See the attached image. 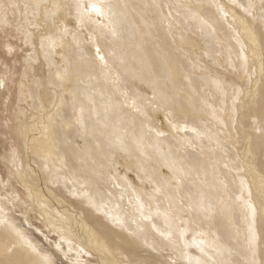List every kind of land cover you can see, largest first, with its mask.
Here are the masks:
<instances>
[{
	"label": "rangeland",
	"instance_id": "rangeland-1",
	"mask_svg": "<svg viewBox=\"0 0 264 264\" xmlns=\"http://www.w3.org/2000/svg\"><path fill=\"white\" fill-rule=\"evenodd\" d=\"M53 1L54 0H46V1L41 3V7H40L39 11L42 12L43 9L47 10L46 11L47 14L45 16H42V18H40V19H42V21L39 19V15H38L35 18V20L37 22H33L32 18L28 19V18H24V17H22V19L20 21L19 14L14 13V10H13L14 7L11 5L12 2H10V0H0V3H1L0 4V13L4 12V14H6V16H7V18L2 17L3 20L0 21V75L2 76V77L0 76L1 77L0 78V184H1L0 185V203H2L4 206H6V212H7L8 218L15 221V223L18 224L19 226H21V228L23 227L22 229L27 230V233L29 231L28 234L30 237L33 238L34 242H36L38 245L46 247V249H49L50 252L53 254V256H55L57 264H70V263H72V259L74 258L73 253H68L67 257H65L61 252H59V250L57 248H55L56 244H60L59 243L60 237H62L63 239H66V238L63 237L61 234L54 232V230L49 227V225L46 223V221L41 222L42 216L40 213L43 211L42 209H44L45 211L47 210L46 213H49V215H51V216L48 215L49 217H52L55 214L56 218H58L59 220H62V222L60 221L62 224V228H65V227H66V229L70 228L71 224H69V221L65 218V215L62 214L61 212H59V209H61V208L63 209V207H58V209L55 208L54 209L55 211L53 214L48 209H45V208H47V206L49 205L50 202L47 200H44V198H42L41 193H39L37 191L35 193V194H37V196L36 195L35 196L37 197L38 200L39 199H41V200H39L37 204L34 203L32 201V199L29 197V194L25 190V188H23V186L18 182L16 176L20 172L19 168L21 169L22 165L25 166L26 170L24 168L23 169L28 174L29 169L32 170L31 168H29V165H31V163L34 160H40V161L42 160L43 162H45L46 161L45 159H48V160L51 159V157L46 158L43 155L41 156L42 159H40V158L36 159V158H34L35 151L38 152L37 155L38 154L41 155L45 152L46 153H49V152L59 153L60 148L62 146H64V147H67V146L77 147L78 149L77 150L75 149L74 151H76L78 153H79V151H81L80 152V153H82L81 155H85V154L87 155V153H88L87 159H89V161H91L90 163L93 166H95L97 169L98 168L104 169L103 177H105L106 180L109 182V185H108L107 181L105 179L102 180V179H99L96 177H95V179H93L94 181L96 180L98 183L105 181V182L101 183V187H100V189L98 188L99 190H98V193L96 194L98 196H100V195L103 196V197H99L101 200H103L102 203H100L101 205L100 204L99 205H100V208H101V206H103L102 208H104V209H100V210L101 211L104 210L105 212L103 211L104 214L99 212L98 215L100 216V214H101L102 218H106V219H108V216L112 215L113 216V217H111L112 219H108V220H110L109 222L113 223L114 225L116 223H118V224H116L117 226L120 225L122 223L121 221L125 218L123 221H125V224L128 225L132 229V233H134V232H135V234L138 233V235L140 236L143 233H145V231H146L145 234H147L148 233L147 230H151V233L156 238L161 239L159 241L161 243L158 244L159 246L156 245L155 242L151 243V246H150V244H149L150 240L149 239H148V241L146 240L147 241L145 243L146 245L145 244L138 245L139 248H141V249L143 248V249L140 251V253L138 250L137 253H135V255L133 254L134 257H132V259L137 257L134 259V261L136 260L135 262H133V261L129 262V259H128L129 257L121 254L122 253L121 251L119 253L118 252L115 253V251H111L108 248V245L106 246V242L104 240H102L101 238H98L100 242L98 240H93L94 238H93L92 234H90L89 233L90 231L88 230L89 231L88 232L87 229L82 230L81 232L79 231V233L81 235L79 234L78 238H76L74 235V230L71 227L69 230L72 231L71 233L73 235V240L70 241L68 239L70 241V244L71 243H73V245L76 244L75 245L76 247L81 248V247H83L84 243H86L85 240L88 241L87 238H90L91 241L87 242L88 246L90 245V248L94 249V252L97 251V252H95V255L99 252L96 256H98L99 259L101 258L100 260H97L95 258V256H91L85 251L84 253L83 252L80 253L81 260L78 261L79 264L80 263L81 264H98L100 261H101V264H112V263L113 264H119V263L120 264H127V263H129V264H137V263L138 264H140V263L141 264H147V263L148 264H191V262H190L191 257H195L196 254H197V256L198 255L201 256V258L200 257L199 258L202 260H205L206 258H208V262L206 261L207 259L205 260L207 264H218V263L214 262V259H213L216 257V256L214 257V253H216V251L218 252L217 249H219V247H220V245L218 246L217 244H220L221 241L223 240V241H226V242H223V246L228 245V246H231V248H232L235 245V242L237 243V241H239V239L242 240L243 236H241V235H242V233H244L243 232L244 230H243V223L241 221L243 220V217H245V215L242 214L241 211H239V210H244V209L243 208L238 209L239 206L237 207V202H236V205L234 204L235 203L234 200L236 201V198H237L238 189H237L236 185L232 186L235 183L232 182L233 178L231 177V174H229L230 170L224 166V165H226L225 159H223L219 156H217V158H216V156H215L214 159L216 158L217 162H219V163L221 161L222 167H220L221 164L218 165L219 163L217 164V166H215L214 164L211 165L212 166L211 168L213 170L216 169L215 167L220 168L221 170L220 171L218 170L220 172V174H221V171L223 172L225 170L222 173V176L216 170H215V172L213 170H211L209 168L210 166L207 167V169H206V166H208L207 163H212L211 161H213V158L212 159L205 158V155H203L204 154L203 150L206 148V146H207V148L209 147L208 150L210 151L211 156H212V152L215 155H217V152H216L217 148L212 145L214 141H212V138H210V136L208 135L209 133L204 131L205 130L204 127L208 126L207 128L211 129V133H212V131L215 133L217 132L218 136L220 135L218 138L222 139V142H224V140H226V142H224V143L226 144V146L228 148L230 146V144L234 140L236 141V139H237L236 129L234 127L235 126V120H234L235 117H233L235 114V111L232 110L233 111L232 113H230L229 111H228V113L225 112V114L227 113V115H226L227 117L230 118L232 116V118H231L232 120L230 119L232 124L231 123L229 124L228 122L225 123L224 119L222 118L224 115L223 107H225L226 109H230L229 108V100L230 99L227 100L226 94H224V93H226V91L221 86V81L217 80L216 91L214 90L215 89L214 87H211L208 84V83H210V79H208V80L205 79L204 80L205 81L204 86H202V83L200 82L201 79L198 78V76H197V75H199L198 73H200L199 72L200 70L196 72L195 70H192V68H194L193 66H195V64H193L196 62L195 60H197L196 65L199 66L198 61H200V59H198V57H196L197 55H199L200 57L202 56L203 59H205V58L208 59V60L205 59L207 64H210L212 62L213 64H215L216 67L218 66L217 67L218 69L223 68V65L218 61V58H217L218 56H216L214 51H212V49H211L214 46L216 47L215 44L217 43V42L215 43L213 41V39L211 38V36L209 35V32H211L210 26H212L213 24L216 26L215 22L217 23V27H218V29H220V32L222 31L221 32L222 34L223 33L225 34V32H227V35L223 34L224 36L222 37L223 39L225 37L224 42L226 43L227 47H231V45H229V43L232 44L231 41H233V42L235 41L237 43V41L243 37L240 35V32L237 31V28L235 27V23L232 22L231 17H230V23H232L231 24L232 26L230 24H229L230 27L228 26V21H227L228 15L226 14L228 11L227 5H232V2H235V0H204V1L203 0H198V1L197 0H96V1L85 0V1H83V5H85V6H83L84 10H88V12L90 13V11H91L90 5H93V6L97 5L102 10L106 9V11L105 10L104 11L106 12V14H108L107 18L109 19V23H110V28H108V30L112 31L113 34H111L109 36L107 35V40H105L106 42L103 45V47H104L103 50L100 49L101 46L99 47L98 43L95 41L94 35L93 36H86L87 35L86 31L84 29H82V27H79L80 26L79 24L75 23L73 16H66L64 18L65 23H63V20L61 21V19L59 18L58 15H57L58 17L56 16V18H57L56 22L59 26L58 28H60L61 26H63L62 28H64V26H65V28L68 32L74 33L76 31L75 33L77 35H80V36L85 35V37L83 38L84 39L83 43H85V44L81 45V46H84V45L86 46V47H84L85 52L83 53V55L85 56V59L89 58V57H90V59H93L91 57H95L94 55L92 56L91 51L89 52V45H88L89 40L92 41V44L94 43L93 44L94 46L99 47L98 48V54H100V56L103 57V60H102L103 64L101 62L99 63L97 61L93 62V63H89V64H91V67H89V68H92L93 71L95 69L94 75L99 77V79L94 78L96 80V86H97L96 88H100V90L103 91V92L100 91L101 92V98L96 97L97 99L96 98L93 99V111L95 112V115L97 113V115L95 116L96 117L95 123L96 124L98 123V127H100L101 125H103L105 123V121L107 123L108 122L113 123V121H115L116 119L119 118V123H118L119 125L115 124V123H113V124L115 126L118 125L120 127L118 129L123 131L124 134L127 135V137H128V138H126L127 140L125 138H122L124 140V145H130L131 146V149L129 151H127L125 148H123L124 150H126V153L122 149V146H121L122 144H118V142L112 143L113 141L109 142V141H111V139H109V138H108L109 140L105 139L104 144H99L100 143L99 139L92 138L93 136L91 137L92 139L86 138L85 136L81 135V133L79 135L77 132H74V134H75V135L73 134L74 137H71V139H70V142H71V140L74 142L73 143L74 146H72L71 145L72 143H70L69 141H68V144H66L67 140L65 138H61V140H58V139L55 140V139H51L52 137L49 136V134H52L54 129L58 128V126H60L59 129L62 127L61 122H64L66 119L71 118V115H70L71 112L69 111L70 108L68 106H65L62 103V101L59 100L58 95L55 93V91L59 90V89H57L55 87H51V85L47 84L48 83L47 77H49L48 71L51 74H53L52 75L53 77L54 76L57 77V75L60 72L58 70H55L56 68L62 67L63 71L66 72L65 74H67L68 71H66V69L68 68L70 63H74V62L77 63L74 59H72L73 57H75V53L73 55H71L72 51L70 52V50L68 51L66 48L68 46V44L66 47L62 46V45H55L54 53L52 55V59H54V60H53V65L50 68L51 70L49 69V66H47L48 65L47 62L43 60L44 59V56H43L44 48L42 50V47L39 45L38 42L41 41L43 32L47 35L48 30L50 31V25L46 20L47 19L46 16H48V14H49L48 11H50L52 8L51 4L53 3ZM227 1H228V3H227ZM230 1H231V3H230ZM247 2H250V3H248V5L246 7L245 6L243 7V9L244 8L245 9L244 10L242 8L240 9L243 11V12H241L243 14L242 17L245 16V17H249L250 19H252V16H251V14H252V10H251L252 3L256 2V3H259L261 6V3H262V5L264 4V0H259V1L258 0H256V1L255 0L254 1L248 0ZM67 4H68V2H67ZM1 5L2 6L4 5V6L1 7ZM48 7H50V8H48ZM258 7H257V10H258L257 13H259L258 15H260V14L264 15V13L261 12V11H263L264 7L263 8H258ZM3 8H5V9H3ZM237 9H239V8H237ZM183 12H185V13H183ZM9 14H10V16H9ZM72 14L73 13H71V15ZM184 16L186 18H184ZM191 16H194V18H189ZM91 17L95 21H97L98 25H102L105 22V20L101 17V15L91 14ZM210 18L213 19V22H212V19H211V21L209 20ZM26 19H27V21H26ZM196 19L200 22L196 23L195 22ZM53 20L55 22V19H53ZM258 20L262 21V24H260L261 22L259 23ZM263 21H264V19H261V20L260 19H257V20L254 19L252 23L249 22L250 25L253 26L249 29L253 30L254 32H255V30H257V28L262 27L261 29H264V26H262V25H264ZM31 22L33 24H35V23L36 24L34 26H30V25H33ZM208 22L212 23V25ZM255 22H256V24H255ZM46 23H48V24L46 25ZM206 23H208V24H206ZM218 24H220V25L218 26ZM19 25H21V27ZM224 25H226L225 26L226 28L224 27ZM25 26H26V28L29 26V30H30L29 32L32 33L31 38L35 40V42L33 44L26 42V40L24 39V36L21 35V33H22L21 28H24ZM219 27H221L222 29L224 27V29L222 30ZM232 27H234L236 29L234 30ZM44 28H46V29L44 30ZM200 29L202 30V36H204L205 39L207 40V42L209 43L207 45L208 46L207 48L202 49L203 53L202 52H201V54H197L196 52L186 53L183 50H180L178 48V46L177 47L175 46V42H179L180 39L182 38V36H183L182 34H183V32H185L184 30L194 31V32L199 34ZM203 31H204V33H203ZM228 31H229L230 36H228L229 35ZM50 33L51 32H49V34ZM233 34H234V37H233V40H231ZM172 35H175L178 39L176 41L173 40L171 37ZM226 36L229 37L228 40L226 39L227 38ZM237 37H239V38L236 41L235 39ZM63 48H64V50H63ZM80 48H82V47H80ZM234 48H235V46H234ZM237 49H239V48L237 47ZM87 52H89V53H87ZM111 53H113L114 55L116 54V56L111 57L110 56ZM234 53H237V52H234ZM90 54H91V56H89ZM204 55L205 56L207 55V56L205 57ZM223 55H225V54H223ZM67 56H68V58H67ZM109 56H110V59H109ZM36 57H37V59H35ZM186 57H188V58H186ZM128 58H130V59H128ZM209 58L211 60H209ZM70 59H72V61ZM31 60H33V61L35 60L34 63ZM227 60H228V58H227ZM228 61H230V60H228ZM191 62H193V63H191ZM198 66H195V67H197L196 68L197 70L201 67V64H200L199 68H198ZM253 66H254V63H253ZM143 68H144V70H143ZM27 69H29V71ZM98 70L102 71L101 73L102 74L104 73L103 75H105V73L107 74L106 76H103V77L107 78V81L105 79L104 80L102 79L104 84H102V82L100 81L101 78H100V74L97 72ZM54 71H57L58 74L54 75ZM75 71H78L77 67H76ZM252 71H253V68L251 69V76L253 77ZM70 76L71 75L69 74V77ZM161 76L163 78L165 77L167 79H165V78L163 79V78H161ZM69 79L70 78H67V79H65L64 82L61 83V85L64 88H60L59 91L65 93L66 86H69L72 83L71 81H70L71 83L69 82ZM35 80H38V82H39V89H43V90L45 89L43 91L44 95H42V97L41 96L39 97L40 100H42L44 98L43 101H41V103H40L41 106H43L40 108L41 110L34 106V103H33L34 100L32 99L33 97H31V91L29 93V90H31L32 87L36 84V83H34ZM111 80H112V82L114 81L115 83L114 82L112 83ZM164 80H166V82ZM1 81H3V84H1ZM168 81H170L171 83L169 84ZM205 83H207V85H205ZM206 90H207V92L208 91L209 92L207 93ZM220 90L225 91V92H223L221 98L218 96L220 94L219 93ZM203 91H204V93H203ZM39 92H41V90H39ZM94 92H92V93L94 94ZM205 93L208 95L207 96L208 100L205 99L206 98V95H204ZM136 96H137V98H136ZM139 98H140V100H139ZM229 98H230V96H229ZM22 99H23V101H22ZM221 99L222 100L224 99L223 100V102L225 101L224 104L222 103V101H220ZM201 100L203 103L204 102L206 103L207 101H209L210 103H206L205 106L204 105L202 106L203 103H201ZM57 101L61 102V103L57 104L58 103ZM95 102H97V103L95 104ZM102 102L105 104H102ZM110 102H111V104H110ZM230 102L233 103L232 106L235 107L234 104H235L236 100H234V101L230 100ZM108 103H109V105H108ZM159 103L161 106L159 105ZM217 103H218V105L215 106ZM107 105L109 108L104 107ZM206 105H207L206 110H211L212 113H214L213 116H211V118L213 117L212 121H214V124L212 121H210L208 119L209 117L206 115L207 112H205V114H204L205 108H203V107H206ZM110 106L112 107L111 109H110ZM46 107H47V109H46ZM97 107H99V108H97ZM62 108H64V111L65 110L66 111L64 112L62 110ZM56 109H57V111H55ZM104 109H106L108 113L111 112L112 115L109 114L107 116L108 113ZM109 109H110V111H109ZM219 109H221V110H219ZM99 110L101 111V114H100ZM217 110L219 111V114H218ZM104 112H105L106 118H103V116H105ZM186 112H187V114H186ZM40 115L42 117H40ZM228 115H230V116H228ZM54 116H56L57 120L55 119ZM214 116L217 119L214 118ZM226 116H225V118H226ZM116 117H118V118H116ZM48 118L51 121H52V119H54L53 121L56 124H54L53 122L50 121L53 124V127H50L51 126L50 123H48V124L46 123L48 121H45V120H47ZM253 118H254V116L246 119V123L248 122V126H249L248 127L249 130L247 129L248 132H250L251 135H253L252 133H255V132H252L254 129L253 126L255 124L261 123V127L259 125V128H260V130L263 129L262 130L263 132H261L260 134L264 133V124H263L264 119H262L263 121L261 120L262 122H259V121H256L255 118H254L255 120ZM171 119H173V120H171ZM195 119H200V120L196 121ZM252 119L255 121V124H254V121ZM101 120L103 122H101ZM125 120H127V121H125ZM218 120H220V121L218 122ZM251 120H252V122H251ZM42 121H45V123L41 124L40 122H42ZM200 121H201V123H199ZM115 122H117V120ZM107 123H105L104 126H106ZM250 123H252V124H250ZM36 124H37V126H36ZM45 124H46V126L44 128V131L41 132L43 134H41L39 130L41 129V125H45ZM133 125H135V126H133ZM229 125H231V126H229ZM108 126H110V125H107V127ZM36 128L39 132L36 130ZM115 128H117V127H115ZM93 129L97 130V129H95V126H93ZM227 130H229V131H227ZM106 131L109 132L108 134L106 133L108 137L109 136H111V138L114 137V136H112V134H113L112 130H106ZM147 131L149 133H147ZM26 132H28V134H30V135H34V136H31V138H33V139L29 138L30 137L29 135H28L29 137L25 138V135L27 134ZM62 132H63V130H62ZM97 132H100V130H97ZM20 133H22V134H20ZM110 133H112V134H110ZM188 133H189L190 138L188 136ZM20 135L21 136L24 135V139L23 138L21 139ZM36 135L38 137V140L43 141V142L35 140V139H37L35 137ZM113 135H115V134H113ZM224 135L226 137H224ZM130 136L134 139H131ZM39 137H41V138L39 139ZM45 137H46V139H48L47 140L48 143L45 142L46 144H44V138ZM256 138H258V137H256ZM75 139H77V140H75ZM82 139H84L85 141L84 140L82 141ZM95 139L97 140V145L99 144L98 145L99 149L98 148L96 149L97 146L95 147V144H96ZM114 139L116 141H118L116 137H114ZM54 140L56 142H58L57 145H56V142ZM30 142L33 144V146L31 145ZM83 142L86 143V145ZM129 142H130V144H128ZM62 143L63 144L65 143V144L63 145ZM109 143H112V145H115L117 148L115 146H110L111 144H109ZM24 144L25 145L27 144V146H24ZM34 144H36V145H34ZM37 144H40V145H37ZM47 144H50V147ZM59 144L60 145L62 144V146L58 147ZM80 144L82 145L83 148L80 146ZM214 144L216 145L215 142H214ZM235 144H236V142H235ZM43 145H44V147H43ZM87 145H88V147H87ZM149 145H151V146H149ZM35 146L40 147V148H38V150H37V148ZM55 146L58 147L59 149L56 148ZM78 146H80V147H78ZM132 146L134 147V149ZM235 146L238 147L237 145H235ZM33 147H35L36 149L34 150ZM92 147L94 149H96V151H94V149ZM203 147H204V149H203ZM212 147H214V148H212ZM232 147H233V145H232ZM232 147L230 149H232L233 154H234L235 150ZM32 148H33V152H32ZM80 148H82L84 150H85V148H86V150H87V148H89V150L87 153H85V151L81 150ZM207 148H206V150H207ZM211 148H212V150H211ZM51 149H53V151H50ZM54 149H56V150H54ZM224 150H226V147L224 148ZM28 151L31 152L30 153L31 155L29 154ZM95 153L99 156H97ZM110 154H112L113 157ZM169 154H170V156H169ZM37 155L35 154V157ZM11 156H14V159L12 162H9V160L11 161V158H9ZM193 156H195V157L193 158ZM28 157H30V158H28ZM191 160H193V162H191ZM204 160H206V161H204ZM166 161L168 162V164ZM108 162H111V163H108ZM154 162H155V164H154ZM28 163H29V165H28ZM98 163H100V164H98ZM110 164H111L112 168L110 167ZM183 164H184V166H183ZM198 164H200V165H198ZM52 165L53 164L51 162H49L48 166H44L45 168L43 170L51 169L50 167ZM108 165H109V169H107ZM172 165L174 166L173 170H175V172L173 171L171 174L170 168L172 167ZM26 166H28V167L26 168ZM187 166L189 167V169ZM200 166H201V168H200ZM65 169H66V167H65ZM151 169H155V170L153 171ZM203 169H204V171H203ZM35 170H38V169L36 168ZM176 170L177 171L179 170L178 173ZM207 170H209V171H207ZM11 171H14V174ZM24 171H22V172H24ZM180 171H184V172H180ZM144 172H146V173H144ZM190 172H192L191 176H190ZM201 172H203V174H201ZM205 172H208V174ZM227 172H228V174H227ZM133 173L136 174L135 177H134ZM159 173H160V175H159ZM179 173H180V175H179ZM209 173H211V175H209ZM144 174L147 176L149 175V177L151 176L152 180L154 178L153 181H155L157 179L155 182L158 186L161 184L164 186L166 184V186H164L161 190H159L161 193H163V195H161L160 192H157L155 190L153 192H150V190L146 191V185H148V184L146 182L147 180H145L147 178V176H145ZM187 174H189V175H187ZM216 174H218V179L219 178H222V179L225 178V180H224L225 183H223V184H224V186L225 185H227V186L223 187V185H220L221 182L219 184H216L215 180H213L215 178V176H213V175H216ZM130 175H132V176H130ZM156 175L162 176L163 180L161 181L160 179L162 177L159 178V176H158V178H157ZM199 175H200V177H199ZM223 175H224V177H223ZM229 175L231 178L229 177ZM126 176H128V177H126ZM142 176H144L145 179H144V177L142 179ZM179 176L180 177L182 176L180 178L181 181L179 180ZM184 176H186V177H184ZM197 176L199 179L197 178ZM205 176H207V178H209L211 176V178H209L210 180H208ZM27 177H28V180H29L30 185L32 187H36V185H35L36 182H38L37 184H39V185L42 184V186H43V183H45V184L47 183V181L45 180V177H42L43 180H41V182L39 179L34 182L30 176H27ZM133 177L137 178V181L135 184L136 188L138 187L137 189L133 185H130V183H129L130 187L125 185L126 183L128 184V180L125 181L126 178L132 179ZM170 177H173V178H170ZM151 178H149V179L147 178V179L151 180ZM175 178H176V180H175ZM200 178H202L203 180ZM229 178H230V180H229ZM170 179H172V180H170ZM187 179H188V181H186ZM222 179H220V180L222 181ZM71 180L73 181L72 178H71ZM99 180L100 181L102 180V181L100 182ZM69 181H70V179H69ZM159 181H160V184H159ZM210 181H212L211 184L214 182L213 183L214 185L213 184L211 185ZM74 182L75 181L71 182V184L72 183L75 184ZM76 182L79 183L78 181H76ZM124 182H126V183H124ZM228 182H230V184L232 183V185H230V186L234 187V188H232V189L229 188L230 186H229ZM104 183H106V184H104ZM45 184H44V187L47 188L45 186ZM111 184H112V186H111ZM215 184L217 186H215ZM167 185L170 188H168ZM175 185H176V187H175ZM187 185H188V187H185ZM82 186L83 185L81 183L79 185L77 184V188H75V190H79V191L82 190ZM106 186H108V187H106ZM178 186H180V187H178ZM221 186H222L223 190H221ZM49 187H50V185H48V188H47L48 190L50 189ZM84 187H86V186L84 185L83 188ZM177 187L179 188V191H176L178 189ZM108 188H110L112 190L109 192L107 190ZM142 188H144L143 190H145V191H143V192H141L142 190L139 191ZM173 188L175 190H173ZM199 188H201V190ZM208 188L211 189V193H210V189H208ZM225 188H226V190H225ZM134 189H136V191ZM184 189H185L186 194L183 191ZM212 190L215 193V195H213V196L217 197V195H218V197L220 198V201L222 202V203H220V201H219L220 205L219 204L217 205V203H215V204L212 203V202H214V200H212L213 196L211 195V194H213ZM231 190L233 191V193H231L232 192ZM82 191H84V190H82ZM100 191H101V193H100ZM172 191H173V193H172ZM136 192H138L140 195ZM174 192H175V194H174ZM187 192H188V194H187ZM201 192H203L204 195L208 193L207 197H209V198L206 200L207 201L210 200L208 203L211 204V206L208 204V207L210 206L211 211H212V209H214L211 213H209V211H208L207 214L210 217H205V215H204V216H202V218L200 216L198 218V215H200V213H202V212L206 213V210L203 211L202 208H205V203L207 201L204 199L207 197H204L203 193H201ZM15 193L18 195V200H16L17 195H15ZM150 193H152V194H150ZM200 193L203 195L204 199ZM230 193L231 194L235 193V198L232 197L233 195L231 196ZM209 194H210V196H208ZM164 195H166V196H164ZM183 195H185V196H183ZM39 196H40V198H38ZM98 196H96V197H98ZM220 196L221 197L225 196V197L221 198ZM180 197L183 200H181ZM74 199H76V198L74 197ZM187 199H188V201H187ZM198 199H201L200 202L202 203V206L200 203H199L200 204V206H199ZM230 200H233V201H230ZM11 201L13 202V205H12ZM177 201H178V203H177ZM228 201H230V204ZM225 203H226V205H225ZM221 204H224V206H222ZM233 204L235 205L234 208H233V206H231ZM50 205L48 206V208L51 207ZM109 205H110V207H107ZM171 206H172V209L174 208L173 210L171 209ZM214 206H216V207H214ZM219 206H221V208H219ZM226 206H229L227 208L231 213L228 212ZM230 206H231V208H230ZM41 207H43V208H41ZM190 207H192V209ZM188 208H190V210H192V211H190V210L188 211ZM52 209H53V207H52ZM161 209L167 210L166 213H168V214H165L164 215L165 217L160 212H158ZM199 209H201V210H199ZM218 209L219 210L221 209V211H224V212L219 211L221 214V215H219ZM95 211H92L93 213L92 212H90V213H92L93 215L96 216L95 213L97 211L96 212ZM114 211H116V212H114ZM174 212H175V214H174ZM233 212H234L235 216H233L234 215ZM107 213L110 215H107ZM120 213L122 214V217H121ZM224 213H226L227 216ZM68 214L72 220L74 219L73 217L76 216L73 213L71 214V211H69ZM231 214L233 216V220H232ZM103 215H105V216H103ZM115 216H116V218H118V219L120 218L122 220L119 221L117 219L118 221H115V219H116ZM169 216H170V218H169ZM172 216H173V218H172ZM228 216L229 217L231 216L230 217L231 220ZM240 216H242V217H240ZM143 217L145 218V220ZM217 217H219V219L221 221H219L217 219ZM224 217H228L229 221H228V219L225 220ZM113 218H114V220H113ZM137 218H139V219H137ZM221 218H224V220H225L224 224H222L224 220ZM182 219L185 222L188 221L191 225V228H189L190 225L188 223H185L184 221H182ZM66 220H67L68 224H66ZM130 220L131 221L134 220V221H132L134 224ZM238 220L240 222H238ZM113 221L116 223H114ZM202 221H204V222H202ZM207 221L209 222V224ZM235 221H236V223H235ZM148 223L154 225L153 228L156 229V232L158 234L153 233L154 230L150 226V224H148ZM203 223H206L208 225L203 224ZM125 224H124V227H125ZM193 224H196L195 229L193 227ZM43 225L45 227H49L48 228L49 231H47ZM197 225H200V226H197ZM146 226H147V229H146ZM171 226H172V228H171ZM228 226L231 229L227 228L228 229V231H227L226 227H228ZM129 227L127 228L128 231L127 232L125 231L126 233H131L130 232L131 229ZM156 227H159V228H156ZM210 227L213 230H211ZM236 227H238V228H236ZM52 228H54V226H52ZM133 228H134V230H133ZM167 228L171 231H169ZM216 228H217V230H216ZM221 228H222V230H221ZM241 228L243 231L240 232ZM185 229H186V232H180V231H183ZM137 230H139V231H137ZM172 230H174V232H172ZM196 230H198V231H196ZM214 230L217 232H215ZM187 231L191 237L188 236L189 234H187ZM221 231H223V232L221 233ZM231 231L233 232V236L231 234ZM196 232H197V234H196ZM171 233H173V234H171ZM181 233H185V234L180 235ZM198 233H199V235H198ZM204 233H205V235H204ZM167 234H168V236H167ZM174 234H175V236H174ZM200 234H202V235H200ZM219 234L220 235L222 234V236L219 237ZM217 235H218V237H217ZM163 236H166V237H163ZM179 236L180 237L182 236V238H180ZM183 236H184V239H183ZM198 236H199V238H198ZM201 236L202 237L204 236V238L206 237L208 239V243L203 242L204 240H202V239H204V238L201 239ZM228 236H230V237L228 238ZM175 237H176V240H175ZM223 237H224V239H222ZM226 237L228 240L230 239L229 241L231 243L228 242ZM57 238H58V240H57ZM164 238L167 240L164 241ZM82 239L83 240L85 239L84 242ZM92 241H94V242H92ZM95 241L97 244L95 243ZM245 241H246V239H245ZM90 242H92V243H90ZM157 242H158V240H157ZM179 242H181V243H179ZM197 242H200L201 246ZM196 243H197V245H196ZM148 244H149V246H148ZM202 244H203V246H202ZM91 245H93V246H91ZM144 246H145V249H144ZM199 246L203 247V250L205 249L206 251L204 250V252H201L200 250L202 248H200ZM208 246H210V247H208ZM225 246L221 248L222 253H225L224 251H226L228 249L227 247L225 248ZM212 247L215 249V251ZM95 248L96 249L99 248V249L96 250ZM192 248L195 250V252ZM158 249H159V252H158ZM173 249L177 252V254ZM198 249H199V252H198ZM61 250H62V252H66V251L70 252L67 249V244L66 243L64 244V242H62V241H61ZM145 251H147V253H145ZM171 251H173V252H171ZM208 251L209 252L211 251V252L209 253ZM183 252H184V254H183ZM200 253L201 254L205 253V254L202 256ZM140 254H141V256H140ZM149 254L151 256L155 255L153 258L154 259L156 258L155 260H157V261L155 262V260L153 258L151 259ZM174 255H176V256H174ZM210 255H211V257H210ZM228 255H230V254H228ZM123 256L127 257V258H122ZM170 258H172V259H170ZM228 258L229 259L231 258V260H232L231 262L233 264H238L239 261H240L239 264L243 263L241 261V260H243V258L240 255H239V257L235 255V256L228 257ZM104 259H105V262H104ZM139 259H140V261H139ZM141 259H144V260L142 261ZM169 259H170V261H169ZM196 260L201 261V260H198L197 258H196ZM235 260H237L238 262H236ZM118 261H119V263H117Z\"/></svg>",
	"mask_w": 264,
	"mask_h": 264
},
{
	"label": "bare ground",
	"instance_id": "bare-ground-1",
	"mask_svg": "<svg viewBox=\"0 0 264 264\" xmlns=\"http://www.w3.org/2000/svg\"><path fill=\"white\" fill-rule=\"evenodd\" d=\"M44 1H46V0H10V2H12L11 3V5L14 7V13H16V14H19V17H20V21H21V19H22V17H24V18H32L33 19V22H37L36 20H35V18L39 15V19L40 18H42V16H45L46 14H47V10H42V12H40L39 11V9H40V7H41V3L42 2H44ZM83 1H85V0H54L53 1V3L51 4V10L50 11H48V16H46V20H47V22L49 23V25H50V31L48 30V34H49V32H51L48 36L43 32L42 33V38H41V41H39L38 43H39V45L42 47V50H43V48H44V50H43V56H44V61H46L47 62V66H49V69L52 67V65H53V60L54 59H52V55H53V53H54V47H55V45H62V46H67V44H68V46L66 47L67 48V50L69 51L70 50V52L72 51V54L71 55H73L74 53H75V57H73L72 59H74L77 63H70V65L68 66V68L66 69V71H68V73L67 74H65L66 72H64L63 71V69H62V67L60 68H56L55 70H58L60 73L58 74L57 73V71H54V75L55 74H58L57 75V77H53L52 75L53 74H51L49 71H48V74H49V77H47V84H49V85H51V87H55V88H57V89H59L60 90V88H64L62 85H61V83L62 82H64L65 81V79H67V78H70L69 79V82L71 83V85H69V86H66V89H65V93L64 92H61V91H59V90H54L55 91V93L58 95V97H59V100L60 101H62V103L65 105V106H68L69 108H70V112H71V118H69V119H64L65 121L64 122H61V128L59 129V127L60 126H58V128H56V129H54V131H53V133L52 134H49V136H51L50 138L51 139H55V140H61V138H65L67 141H66V144H68V141L70 142V139H71V137H74L73 136V134H74V132H77L79 135H80V133H81V135H83V136H85L86 138H91L92 136V138H97V139H99V144H104L105 143V139H107V140H109V139H111V141H109V142H112V143H114V142H118V144H122L121 146H122V149L123 148H125L127 151H129L130 149H131V146L130 145H124V140L122 139V138H128L127 137V135H125L124 134V132L123 131H121V130H119L118 128H120L118 125V123H119V118L118 117H116V118H118V119H116L117 120V122H115V121H113V123H115V124H118L117 126H115L113 123H107L106 121H105V123H107V125H110V126H108L107 127V125L106 126H104V124L103 125H101L100 127H98V123L96 124L95 123V120H96V115H97V113H96V115H95V112L93 111V99H95L96 97H100L101 98V92L100 91H102V90H100V88H96L97 86H96V80L94 79V78H97V79H99V77L98 76H95L94 75V72H95V69H94V71H93V69L92 68H89V67H91V64H89V63H93V62H101L102 64H103V62H102V60H103V57L102 56H100V54H98V48L100 47V49H104V47H103V45L105 44V40H107V35L109 36V35H111V34H113L112 33V31H110V30H108V28H110V23H109V19L107 18V16H108V14H106V9H100V7H98L97 5H90V7H91V11H90V13L91 14H97V15H101V17L105 20V22H104V24H102V25H98V23H97V21H95L92 17H91V14L88 12V10H84V8H83V6H85V5H83ZM93 1H96V0H93ZM198 1V0H197ZM204 1V0H203ZM248 1V0H247ZM246 0H235V2H232V5H227V21H228V26L230 27V25L232 24V23H230V17L232 18V22H234L235 23V27L237 28V31H239L240 32V35L241 36H243L242 38H240L238 41H237V39L239 38V37H237L235 40L237 41V43L234 41H231V43L232 44H230L229 43V45H231V47H227V45H226V43L224 42V39H225V37H224V39L222 38L224 35H227V32H225V34L223 35L221 32H220V29H218V27H217V23L215 22V24H216V26L213 24L212 25V23H210V22H208V23H210L212 26H210V28H211V32H209V35L211 36V38L213 39V41L216 43L215 45H216V47L214 46L213 48H211L212 49V51H214V53L216 54V56H218L217 58H218V61L223 65V68H217L216 66H215V64H213L212 62L210 63V64H207V62H206V60H208V59H203L202 58V56L200 57L199 55H195L196 57H198V59H200V61H198V63H199V66H200V64H201V67L199 68V66L198 65H196L197 63V60H195L196 62L195 63H193V62H191V63H193V64H195V66H198V70L196 69L197 67H195V66H193L194 68H192V70H195L196 72L197 71H199L200 73H198L199 75H197L198 76V78H200L201 79V83H202V86H204V80L205 79H210V83H208L211 87H214L215 89V91H216V89H217V84H216V82H217V80H220L221 81V86L224 88V90L226 91V93H224V94H226V98H227V100H231V101H234V100H236V102H235V107H233L232 106V104L233 103H231L230 102V100H229V108L230 109H226L225 107H223V111H224V115H223V119H224V121H225V123H231V121H230V119L232 118V116L229 118V117H227L226 115H227V113H228V111L230 112V113H232L233 111L232 110H234L235 111V114H234V116L233 117H235V129H236V137H237V139H236V144H235V142L233 143H231L230 144V146L227 148V146H226V144L224 143V142H226V140H224V142H222V139H219L218 137L220 136H218V134H217V132L215 133V132H213L212 131V133H211V129L210 128H207V127H204L205 128V130L204 131H206V132H208L209 134V136H210V138H212V141H214L215 143H216V145L214 144V142H213V146H215L216 148H217V155H215L213 152H212V156H211V153H210V151L208 150V148H207V146H206V148H207V150H206V148L204 149V147H203V151H204V154L203 155H205V158H209V159H212L213 158V161H211L212 163H207V165L208 166H206V169H207V167H209L211 170H213L211 167V165L212 164H214L215 166H217V164L219 163V162H217V156H219V157H221V158H223V159H225V163H226V165H224L227 169H229L230 170V172H229V174H231V177L233 178L232 180V182H234L235 184L234 185H232V183L230 184V182H228L229 183V186L230 185H232V186H237V189H238V192H237V198H236V201L234 200V204L236 205V202H237V207L239 206V208L238 209H244V210H239V211H241V213L242 214H244L245 215V217H243V220L241 221L242 223H243V230H242V228H241V230H240V232L241 231H243L244 233H242V235L241 236H243L242 237V240L241 239H239V241H237V243L235 242V245L231 248V246H225V248L227 247L228 249L226 250V251H224L225 253H222V250H221V248L222 247H224L223 246V242H226V241H221V243L220 244H217L218 246L220 245V247H219V249H217L218 250V252L216 251V253H214V257L215 258H213L214 259V262H216V263H218V264H231L232 262V260H231V258L229 259L228 257H231V256H238L239 257V255L240 256H242V258H243V260H241L242 262V264H264V133H262V134H260L261 132H263L262 130H260V128H259V125H260V127H261V123H258V124H255V119H256V121H259V122H262L263 120L262 119H264V29H261V28H257V30H255V32L253 31V30H251V29H249V28H251V27H253L252 25H250V23H252L253 22V20L254 19H264V15L263 14H260V15H258L259 13H257V7L258 8H263L264 7V4L262 5V3H261V6H260V4L259 3H252V6H251V10H252V14H251V16H252V19H250L249 17H242V13L241 12H243L242 10H240L241 8L243 9V7L245 6H247L248 5V3H250V2H247ZM254 1V0H253ZM256 1V0H255ZM259 1V0H258ZM67 2H68V4H67ZM206 2V1H205ZM223 3V2H222ZM225 3V2H224ZM227 3H228V1H227ZM226 3V4H227ZM230 3H231V1H230ZM245 5H244V4ZM1 4V3H0ZM5 4V3H4ZM8 4V3H7ZM45 4V3H44ZM190 4V3H189ZM214 4V3H213ZM48 5V4H47ZM170 5V4H169ZM4 6V5H3ZM2 5H1V7H3ZM50 6V5H49ZM224 6V5H223ZM171 7V6H170ZM48 8H50V7H48ZM237 8H239V9H237ZM3 9H5V8H3ZM170 9V8H169ZM226 9V8H225ZM245 9V8H244ZM243 9V10H244ZM17 10V11H16ZM105 10V11H104ZM262 10V9H261ZM3 11V10H2ZM88 13H87V12ZM260 11V10H259ZM263 11H264V9H263ZM263 11H261L262 13H264ZM172 12V11H171ZM71 13H73L72 15H71ZM183 13H185V12H183ZM213 13V12H212ZM245 13V12H244ZM248 13V12H247ZM174 14V13H173ZM194 14V13H193ZM59 16V18L61 19V21L63 20V23H65V17L66 16H73V18H74V20H75V23H77V24H79L80 26L79 27H82V29H84L85 31H86V36H95V41L98 43V45H99V47L97 46H94L93 44H92V41H90L89 40V52L91 51V53H92V56L94 55L95 57H91V58H93V59H90V57L89 58H86L85 59V56L83 55V53L85 52V48L84 47H86L85 45L84 46H81L82 44H85V43H83L84 42V37H85V35H77L75 32L74 33H72V32H68L67 30H66V28H65V26H64V28H62L63 26H61L60 28H58L59 26H58V24H57V22H56V20H57V18H56V16ZM185 15V14H184ZM187 15V14H186ZM189 15V14H188ZM258 15V16H257ZM9 16H10V14H9ZM41 16V17H40ZM57 16V17H58ZM93 16V15H92ZM190 16V15H189ZM208 16V15H207ZM263 16V17H262ZM2 17H6L7 18V16H6V14H4V12L3 13H0V21H2L3 20V18ZM210 17V16H209ZM219 17V16H218ZM176 18V17H175ZM184 18H186L185 16H184ZM189 18H194V16H191V17H189ZM220 18V17H219ZM226 18V17H225ZM5 19V18H4ZM31 19V20H32ZM53 19H55V22H54V20ZM211 19L212 18H210L209 20L211 21ZM222 19V18H221ZM8 20V19H7ZM41 21H42V19H40ZM44 20V19H43ZM103 20V21H104ZM216 20V19H215ZM226 20V19H225ZM14 21V20H13ZM26 21H27V19H26ZM102 21V22H103ZM107 21V22H106ZM259 21V20H258ZM101 22V23H102ZM195 22L196 23H199L200 21H198L197 19L195 20ZM212 22H213V19H212ZM223 22V21H222ZM250 22V23H249ZM261 22V23H260ZM264 22V21H263ZM32 23V22H31ZM48 23H46V25L48 24ZM208 23H206V24H208ZM221 23V22H220ZM259 23L260 24H262V21H259ZM33 24V23H32ZM36 24V23H35ZM35 24H33V25H30V26H34ZM38 24V23H37ZM204 24V23H203ZM227 24V23H226ZM230 24V25H229ZM255 24H256V22H255ZM220 24H218V26H219ZM20 27H21V25H19ZM202 26V25H201ZM226 25H224V27H225ZM227 26V27H228ZM232 26V25H231ZM262 26H264V25H262ZM47 27V26H46ZM217 27V28H216ZM224 27H223V29H224ZM219 28H221V27H219ZM226 28V27H225ZM234 30L236 29V28H234V27H232ZM255 28V27H254ZM46 28H44V30H45ZM74 29V28H73ZM222 29V28H221ZM222 29V30H223ZM232 29V30H233ZM230 30V29H229ZM233 30V31H234ZM21 31H22V33H21V35L22 36H24V39L26 40V42H29V43H31V44H33L34 42H35V40L34 39H32L31 37H32V33L31 32H29L30 30H29V26L26 28V26L24 27V28H21ZM20 31V32H21ZM79 31V30H78ZM185 32H183V36H182V38L180 39V41L179 42H175V46L177 47L178 46V48L180 49V50H183L184 52H186V53H188V52H196L197 54H201V52H202V49H205V48H207L208 46V42H207V40L205 39V37L204 36H202V30L200 29V31H199V34L198 33H196V32H194V31H190V30H184ZM231 31V30H230ZM19 32V33H20ZM232 32V31H231ZM203 33H204V31H203ZM228 34H229V31H228ZM236 35V34H235ZM239 35V36H240ZM228 36H230V34L228 35ZM40 37V36H39ZM172 37V39L173 40H177L178 38L175 36V35H172L171 36ZM227 37V36H226ZM233 37H234V34H233V36H232V39L231 40H233ZM39 39V38H38ZM227 40L229 39V37H227L226 38ZM94 40V39H93ZM185 40V41H184ZM135 41V40H134ZM138 41V40H137ZM94 42V41H93ZM228 42V41H227ZM230 42V41H229ZM28 43V44H29ZM139 43V42H138ZM235 43V44H234ZM30 44V45H31ZM228 44V43H227ZM142 46V45H141ZM234 46H235V48H234ZM57 47V46H56ZM80 47H82V48H80ZM237 47L239 48V49H237ZM80 48V49H79ZM145 49V48H144ZM63 50H64V48H63ZM89 52H87V53H89ZM105 52V51H104ZM110 52V51H109ZM234 52H237V53H234ZM95 53V54H94ZM203 53V52H202ZM185 54V53H184ZM223 54H225V55H223ZM236 54V55H235ZM42 55V54H41ZM128 55V54H127ZM186 55V54H185ZM191 55V54H190ZM84 56V57H83ZM89 56H91V54L89 55ZM111 57H114V56H116V54L114 55L113 53H111V55H110ZM110 56H109V59H110ZM126 56V55H125ZM129 56V55H128ZM180 56V55H179ZM187 56V55H186ZM205 56V55H204ZM207 56V55H206ZM205 56V57H206ZM72 57V56H71ZM181 57V56H180ZM184 57V56H183ZM27 58V57H26ZM67 58H68V56H67ZM186 58H188V57H186ZM227 58H228V60H230V61H228L227 60ZM35 59H37V57L35 58ZM72 59H70L71 61H72ZM128 59H130V58H128ZM147 59V58H146ZM181 59V58H180ZM67 60V59H66ZM108 60V59H107ZM137 60V59H136ZM209 60H211L210 58H209ZM31 61H33V60H31ZM35 61V60H34ZM34 61H33V63H34ZM106 61V60H105ZM184 62V61H183ZM125 63V62H124ZM253 63H254V66H253ZM148 64V63H147ZM184 64V63H183ZM220 64V65H221ZM146 65V64H145ZM180 66V65H179ZM55 67V66H54ZM76 67L78 68V71H75L76 70ZM131 67V66H130ZM4 68V67H3ZM107 68V67H106ZM156 68V67H155ZM253 68V71H252V73H253V77L251 76V69ZM61 69V70H60ZM103 69V68H102ZM119 69V68H118ZM121 69V68H120ZM28 71H29V69H27ZM51 70V69H50ZM127 70V69H126ZM143 70H144V68H143ZM142 70V71H143ZM154 71V70H153ZM156 71V70H155ZM31 72V71H30ZM77 72V73H76ZM99 74H100V81L102 82V84H104V82L102 81V79L104 80H106L107 81V78L106 77H103V76H106L107 74L105 73V75H103L101 72L102 71H97ZM106 72V71H105ZM53 73V72H52ZM97 73V74H98ZM27 74V73H26ZM69 74L71 75L70 77H69ZM151 74V73H150ZM114 75V74H113ZM119 75V74H118ZM128 75V74H127ZM182 75V74H181ZM1 76V75H0ZM111 76V75H110ZM147 76V75H146ZM152 76V75H151ZM2 77V76H1ZM0 77V78H1ZM252 77V78H251ZM130 78V77H129ZM158 78V77H157ZM161 78H163L162 76H161ZM165 78V77H164ZM163 78V79H164ZM251 78V79H250ZM73 79V80H72ZM162 79V80H163ZM165 79H167V78H165ZM94 80V81H93ZM119 80V79H118ZM132 80V79H131ZM157 80V79H156ZM192 80V79H191ZM225 80V81H224ZM250 80V81H249ZM110 81V80H109ZM121 81V80H120ZM125 81V80H124ZM165 82H166V80H164ZM111 82H112V80H111ZM114 82V81H113ZM112 82V83H113ZM169 82V84L171 83L170 81H168ZM207 82V81H206ZM5 83V82H4ZM34 83H36L33 87H32V89L31 90H29V93H30V91H31V97H33L32 99L34 100V106L36 107V108H38V109H40L41 107H43V106H41V101H43V99L42 100H40L39 99V97L41 96L42 97V95H44L43 93V91L45 90H43V89H39V82H38V80H35V82ZM38 83V84H37ZM107 83V82H106ZM115 83V82H114ZM175 83V82H174ZM220 83V82H219ZM1 84H3V81H1ZM168 84V85H169ZM200 84V83H199ZM111 85V84H110ZM118 85V84H117ZM123 85V84H122ZM130 85V84H129ZM165 85V84H164ZM167 85V84H166ZM205 85H207V83H205ZM208 85V86H209ZM2 86V85H1ZM61 86V87H60ZM93 86V87H92ZM131 86V85H130ZM172 86V85H171ZM195 86V85H194ZM95 87V88H94ZM92 88V89H91ZM179 89V88H178ZM20 90V89H19ZM39 90H41V92H39ZM95 92H94V91ZM118 91V90H117ZM225 91H219V97L221 98L222 97V94H223V92H225ZM53 92V91H52ZM92 92H94V94L92 93ZM103 92V91H102ZM109 92V91H108ZM112 92V91H111ZM121 92V91H120ZM123 92V91H122ZM175 92V91H174ZM206 92H207V90H206ZM209 92V91H208ZM207 92V93H208ZM180 93V92H179ZM203 93H204V91H203ZM55 94V95H56ZM93 94V95H92ZM119 94V93H118ZM30 95V94H29ZM204 95H206V98L205 99H207V94L205 93ZM104 96V95H103ZM109 96V95H108ZM122 96V95H121ZM120 96V97H121ZM229 96H230V98H229ZM139 97V96H138ZM103 98V97H102ZM136 98H137V96H136ZM135 98V99H136ZM203 98V97H202ZM97 99V98H96ZM110 99V98H109ZM115 99V98H114ZM117 99V98H116ZM119 99V98H118ZM169 99V98H168ZM204 99V98H203ZM56 100V99H55ZM58 100V99H57ZM104 100V99H103ZM139 100H140V98H139ZM138 100V101H139ZM174 100V99H173ZM208 100V99H207ZM206 100V101H207ZM211 100V99H210ZM224 100V99H223ZM223 100L221 99L220 101H222V103L224 104L225 103V101L223 102ZM9 101V100H8ZM22 101H23V99H22ZM32 101V100H31ZM99 101V100H98ZM102 101V100H101ZM109 101V100H108ZM134 101V100H133ZM25 102V101H24ZM58 102V101H57ZM104 102V101H103ZM102 102V104H105V103H103ZM162 102V101H161ZM213 102V101H212ZM59 103H61V102H58L57 104H59ZM97 102H95V104H96ZM122 103V102H121ZM138 103V102H137ZM200 103V102H199ZM201 103H203L202 102V100H201ZM206 103H210L209 101H207ZM205 102L202 104V106L204 105L205 106V104H206ZM62 104V105H63ZM107 104V103H106ZM110 104H111V102H110ZM127 104V103H126ZM170 104V103H169ZM43 105V104H42ZM108 105H109V103H108ZM108 105L107 106H104V107H108ZM159 105H160V103H159ZM188 105V104H187ZM218 105V103L215 105V106H217ZM97 106V105H96ZM99 106V105H98ZM161 106V105H160ZM214 106V107H215ZM57 107V106H56ZM103 107V108H104ZM134 107V106H133ZM201 107V106H200ZM254 107V108H253ZM34 108V107H33ZM97 108H99V107H97ZM109 108V107H108ZM112 107L110 106V109H111ZM127 108V107H126ZM203 108H205L204 109V114H205V112H207L206 113V115L209 117L208 119L210 120V121H212L213 120V117L211 118V116H213V114L214 113H212V111L211 110H206V108H207V105H206V107H203ZM46 109H47V107H46ZM110 109H109V111H110ZM130 109V108H129ZM136 109V108H135ZM194 109V108H193ZM209 109V108H208ZM41 110V109H40ZM62 110L64 111V108H62ZM101 110V109H100ZM99 110V111H100ZM104 110H106V109H104ZM128 110V109H127ZM165 110V109H164ZM219 110H221V109H219ZM227 110V111H226ZM46 111V110H45ZM55 111H57V109L55 110ZM66 111V110H65ZM64 111V112H65ZM68 111V110H67ZM122 111V110H121ZM199 111V110H198ZM197 111V112H198ZM106 112H107V110H106ZM200 112V111H199ZM214 112V111H213ZM217 112H218V114H219V111L217 110ZM216 112V113H217ZM225 112H227L226 114H225ZM18 113V112H17ZM49 113V112H48ZM69 113V112H68ZM108 113V112H107ZM201 113V112H200ZM100 114H101V111H100ZM112 115L111 114V112H109L108 114H107V116L108 115ZM186 114H187V112H186ZM55 115V114H54ZM104 115H105V112H104ZM205 115V116H206ZM172 116V115H171ZM189 116V115H188ZM197 116V115H196ZM225 116H226V118H225ZM228 116H230V115H228ZM254 116V129H253V131L252 132H255V133H252L253 135H251V133L250 132H248V122L246 123V119L247 118H250V117H253ZM40 117H42L41 115H40ZM39 117V118H40ZM55 117V119H56V116H54ZM70 117V116H69ZM110 117V116H109ZM115 117V116H114ZM130 117V116H129ZM146 117V116H145ZM148 117V116H147ZM165 117V116H164ZM174 117V116H173ZM52 118V117H51ZM50 118V119H51ZM102 118V117H101ZM103 118H106V115L105 116H103ZM205 118V117H204ZM203 118V119H204ZM214 118H216L215 116H214ZM220 118V117H219ZM206 119V118H205ZM207 119V120H208ZM217 119V118H216ZM54 119H52V121L51 120H49V118L47 119V120H45V121H48V122H46L47 124L48 123H50L51 124V126L50 127H53V124L51 123V122H53L54 123V121H53ZM57 120V119H56ZM171 120H173V119H171ZM196 121H198V120H200V119H195ZM232 120V119H231ZM252 120H251V122H252ZM262 120V121H261ZM45 121H42V122H40L41 124H44L45 123ZM51 121V122H50ZM125 121H127V120H125ZM195 121V122H196ZM220 120H218V122H219ZM57 122V121H56ZM101 122H103L102 120H101ZM194 122V121H193ZM213 122V124H214V121H212ZM39 123V122H38ZM37 123V124H38ZM174 123V122H173ZM197 123V122H196ZM199 123H201V121L199 122ZM37 124H36V126H37ZM54 124H56V123H54ZM100 124V123H99ZM232 124V123H231ZM234 124V123H233ZM250 124H252V123H250ZM264 124V123H263ZM125 125V124H124ZM198 125V124H197ZM225 125V124H224ZM45 126H46V124L45 125H41V129L39 130L40 131V133L42 132V131H44V128H45ZM93 126H95V129H97V130H100V132H97V130H94L93 129ZM133 126H135V125H133ZM185 126V125H184ZM216 126V125H215ZM227 126V125H226ZM229 126H231V125H229ZM228 126V127H229ZM115 127H117V128H115ZM172 127V126H171ZM175 127V126H174ZM179 127V126H178ZM202 127V126H201ZM252 127V128H253ZM38 128V127H37ZM37 128H36V130H37ZM48 128V127H47ZM46 128V129H47ZM181 128V127H180ZM203 128V129H204ZM224 129V128H223ZM248 129V130H247ZM62 130H63V132H62ZM93 130V131H92ZM106 130H112L113 131V134H115V135H113L112 133H110V134H112V136H114V137H116L117 138V140L118 141H116L115 139H114V137L113 138H111V136H107V134L109 133V132H107ZM177 130V129H176ZM190 130V129H189ZM225 130V129H224ZM20 131V130H19ZM38 131V130H37ZM38 131V132H39ZM46 131V130H45ZM49 131V130H48ZM146 131V130H145ZM150 131V130H149ZM180 131V130H179ZM227 131H229V130H227ZM50 132V131H49ZM55 132V133H54ZM127 132V131H126ZM132 132V131H131ZM181 132V131H180ZM27 134L25 135V138H27V137H29V138H31V136H34V135H30V134H28V132H26ZM107 133V134H106ZM129 133V132H128ZM147 133H149L148 131H147ZM214 133V134H213ZM20 134H22V133H20ZM24 134V133H23ZM41 134H43V133H41ZM109 134V135H110ZM170 134V133H169ZM29 135V136H28ZM39 135V134H38ZM75 135V134H74ZM168 135V134H167ZM195 135V134H194ZM229 135V134H228ZM184 136V135H183ZM188 136H189V133H188ZM196 136V135H195ZM20 137H21V139L23 138L24 139V135L23 136H21L20 135ZM37 139H35V140H38V137H37V135L35 136ZM77 137V136H76ZM82 137V136H81ZM131 137V136H130ZM151 137V136H150ZM161 137V136H160ZM178 137V136H177ZM187 137V136H186ZM224 137H226L225 135H224ZM228 137V136H227ZM256 137H258V138H256ZM19 138V137H18ZM28 138V139H29ZM41 137H39V139H40ZM49 138V137H48ZM79 138V137H78ZM83 138V137H82ZM91 138V139H92ZM109 138V139H108ZM148 138V137H147ZM185 138V137H184ZM189 138H190V136H189ZM31 139H33V138H31ZM131 139H134V138H132L131 137ZM151 139V138H150ZM169 139V138H168ZM194 139V138H193ZM20 140V139H19ZM43 140V139H42ZM48 139H46V137L44 138V144H46V143H48V141H47ZM54 140V141H55ZM75 140H77V139H75ZM80 140V139H79ZM84 139H82V141H83ZM127 140V139H126ZM125 140V141H126ZM156 140V139H155ZM181 140V139H180ZM233 140V139H232ZM38 141H40V140H38ZM37 141V142H38ZM65 141V140H64ZM85 141V140H84ZM95 141H96V144H95V147H96V149L98 148V145H97V140L95 139ZM133 141V140H132ZM131 141V142H132ZM136 141V140H135ZM152 141V140H151ZM230 141V140H229ZM35 142V141H34ZM40 142H43V141H40ZM46 142V143H45ZM50 142V141H49ZM56 142V141H55ZM60 142V141H59ZM128 142V141H127ZM186 142V141H185ZM23 143V142H22ZM31 143V142H30ZM70 143H72L71 145L72 146H74L73 145V141L71 140V142ZM84 143V142H83ZM112 143H109V144H111L110 146H115V145H112ZM147 143V142H146ZM55 144V143H54ZM58 144V142H56V145ZM63 144V143H62ZM62 144L59 146L58 145V147H61L62 146ZM65 144V143H64ZM63 144V145H64ZM79 144V143H78ZM85 145H86V143H84ZM91 144V143H90ZM116 144V143H115ZM127 144V143H126ZM128 144H130V142L128 143ZM161 144V143H160ZM169 144V143H168ZM30 145V144H29ZM31 145L33 146V144L31 143ZM34 145H36V144H34ZM37 145H40V144H37ZM42 145V144H41ZM49 147H50V144H47ZM232 145H233V147H232ZM235 145H237L238 147H236ZM24 146H27V144L25 145L24 144ZM31 146V147H32ZM67 146V145H66ZM76 146V145H75ZM80 146L82 147V145L80 144ZM80 146H78V147H80ZM107 146V145H106ZM105 146V147H106ZM149 146H151V145H149ZM171 146V145H170ZM200 146V145H199ZM198 146V147H199ZM36 147V146H35ZM33 147L34 148V150L37 148V150H38V148H40V147ZM43 147H44V145H43ZM47 147V146H46ZM48 147V148H49ZM56 147V146H55ZM58 147H56V148H58ZM87 147H88V145H87ZM116 147V146H115ZM133 147V146H132ZM226 147V150H224V148ZM233 148L234 150H235V155L233 154V151H232V149H230V148ZM33 148H32V152H33ZM54 148V147H53ZM83 148V147H82ZM82 148H80L81 150H84V149H82ZM93 148V147H92ZM117 148V147H116ZM115 148V149H116ZM170 148V147H169ZM212 148H214V147H212ZM212 148H211V150H212ZM59 149V148H58ZM77 150L78 148L77 147H69V146H67V147H64V146H62L61 148H60V152L59 153H56V152H49V153H43V154H41V155H37V153L38 152H36L35 151V154L37 155L36 157H35V154H34V158H36V159H42L41 158V156L43 155V156H45L46 158H49V157H51V159L50 160H48V159H45L46 161L45 162H43L42 160L40 161V160H34L32 163H31V165H29V163H28V165H29V168H31L32 170H30L29 169V173L27 174L26 173V171H24V169H25V166L24 165H22V168L20 169L19 168V173H18V175L16 176V178H17V180H18V182L23 186V188H25V190L28 192V194H29V197L32 199V201L34 202V203H38V201L39 200H41V199H37V194H35L36 193V191L37 192H39V193H41V195H42V198H44V200H47V201H49L50 203H49V205L51 206V207H49L48 208V206H47V208H45V209H48L49 211H51L53 214H54V209L55 208H57L58 209V207H63V209L61 208V209H59V212H61L62 214H64L65 215V218L69 221V224H71V227H72V229L74 230V235H75V237L76 238H78V236H79V231L81 232L82 230H86L87 229V231L90 233V234H92V236H93V240H98L99 241V239L98 238H101L102 240H104L105 242H106V246L108 245V248L111 250V251H115V253L116 252H122L121 254H123L124 256L126 255L127 257H129L128 259H129V262H131V261H133V262H135L134 261V259L135 258H137V257H135L134 259H132V257H134L133 256V254L135 255V253H137V251L139 250V253H140V251L143 249H141V248H139V246L138 245H143V244H145L147 241H148V239L150 240L149 241V244H150V246H151V243H153V242H155L156 243V245H158V244H160L161 242H159L161 239L159 238H156L152 233H151V230H147V234H145L146 233V231H145V233H143L142 235H138V233H136L135 234V232L134 233H132V229L128 226V225H126L125 224V221H123L122 219H118V218H116V216H115V221H121L122 223L120 224V225H116V224H118V223H116V222H114V223H116L115 225L113 224V223H110L109 221L110 220H108V219H112L111 217H113L112 215H110V214H108L107 213V215H110V216H108V219H106V218H102V215L100 214V216L98 215L99 214V212H101V213H103L104 214V212L103 211H101L100 209H104V208H102L103 206H101V208H100V203H102V201L103 200H101L99 197H103L102 195H100V196H98V195H96L97 193H98V190L100 189V187H101V183H103V182H105V181H103V182H101L102 180H106V178L105 177H103V171H104V169H97L95 166H93L90 162L91 161H89V159H87L88 158V150H89V148H87V150H86V148H85V153H87V155L85 154V155H81L82 153H80L81 151H79V153L78 152H76V151H74V150ZM79 149V150H80ZM94 149V148H93ZM96 149H94V151H96ZM99 149V148H98ZM133 149H134V147H133ZM139 149V148H138ZM171 149V148H170ZM201 149V148H200ZM54 150H56V149H54ZM92 150V149H91ZM105 150V149H104ZM120 150V149H119ZM124 150V149H123ZM126 150H124V152L126 153ZM152 150V149H151ZM50 151H53V149H51ZM93 151V152H94ZM99 151V150H98ZM156 151V150H155ZM29 152V151H28ZM27 152V153H28ZM113 152V151H112ZM168 152V151H167ZM215 152V153H216ZM31 152H29V154H30ZM97 153V152H96ZM95 153V154H96ZM121 153V152H120ZM123 153V152H122ZM160 153V152H159ZM199 153V152H198ZM10 154V153H9ZM130 154V153H129ZM175 154V153H174ZM31 155V154H30ZM97 155V154H96ZM111 156H112V154H110ZM115 155V154H114ZM122 155V154H121ZM163 155V154H162ZM197 155V154H196ZM202 155V154H201ZM29 156V155H28ZM33 156V155H32ZM97 156H99V155H97ZM116 156V155H115ZM134 156V155H133ZM169 156H170V154H169ZM185 156V155H184ZM216 156V158L214 159V157ZM226 156V157H225ZM237 156V157H236ZM20 157V156H19ZM113 157V156H112ZM120 157V156H119ZM164 157V156H163ZM195 156H193V158H194ZM218 157V158H219ZM235 157V158H234ZM9 158H11V161L9 160V162H12L13 161V159H14V156H11V157H9ZM28 158H30V157H28ZM111 158V157H110ZM132 158V157H131ZM167 158V157H166ZM187 158V157H186ZM200 158V157H199ZM150 159V158H149ZM165 159V158H164ZM196 159V158H195ZM194 159V160H195ZM109 160V159H108ZM148 160V159H147ZM168 160V159H167ZM220 160V159H219ZM218 160V161H219ZM29 161V160H28ZM97 161V160H96ZM136 161V160H135ZM169 161V160H168ZM204 161H206V160H204ZM210 161V160H209ZM223 161V160H222ZM49 162H51L53 165L50 167L51 169H46V170H43L45 167L44 166H48V164H49ZM101 162V161H100ZM116 162V161H115ZM165 162V161H164ZM167 162V161H166ZM191 162H193V160H191ZM24 163V162H23ZM36 165H35V164ZM108 163H111V162H108ZM200 163V162H199ZM204 163V162H203ZM25 164V163H24ZM98 164H100V163H98ZM105 164V163H104ZM133 164V163H132ZM154 164H155V162H154ZM162 164V163H161ZM167 164H168V162H167ZM221 164V165H220ZM16 165V164H15ZM27 165V164H26ZM35 165V166H34ZM63 165V166H62ZM153 165V164H152ZM158 165V164H157ZM186 165V164H185ZM198 165H200V164H198ZM203 165V164H202ZM218 165H220V167H222V163H221V161H220V163L218 164ZM106 166V165H105ZM183 166H184V164H183ZM18 167V166H17ZM28 166H26V168H27ZM38 169V170H35L36 168ZM65 167H66V169H65ZM110 167H111V164H110ZM137 167V166H136ZM167 167V166H166ZM173 165H172V167L170 168V170H171V174H172V172L174 171L175 172V170H173ZM188 167V166H187ZM191 167V166H190ZM193 167V166H192ZM203 167V166H202ZM24 168V169H23ZM112 168V167H111ZM183 168V167H182ZM200 168H201V166H200ZM214 168V167H213ZM216 169V171L220 174V168H217V167H215ZM65 169V170H64ZM106 169V168H105ZM107 169H109V165H108V168ZM169 169V168H168ZM185 169V168H184ZM183 169V170H184ZM188 169H189V167H188ZM205 169V168H204ZM204 169H203V171H204ZM205 169V170H206ZM26 170V169H25ZM148 170V169H147ZM151 170H155V169H151ZM161 170V169H160ZM182 170V169H181ZM199 170V169H198ZM215 170H213L214 172H215ZM219 170V171H218ZM16 171V170H15ZM22 171H24V172H22ZM45 171V172H44ZM107 171V170H106ZM110 171V170H109ZM112 171V170H111ZM177 171V170H176ZM179 171V170H178ZM178 171H177V173H178ZM188 171V170H187ZM193 171V170H192ZM207 171H209V170H207ZM212 171V172H213ZM225 171V170H224ZM223 171V172H224ZM227 171V170H226ZM13 174H14V171H11ZM141 172V171H140ZM158 172V171H157ZM169 172V171H168ZM167 172V173H168ZM180 172H184V171H180ZM186 172V171H185ZM199 172V171H198ZM211 172V171H210ZM222 171H221V176H222V173H223ZM228 172H227V174H228ZM144 173H146V172H144ZM170 173V172H169ZM189 173V172H188ZM191 173L192 172H190V176H191ZM194 173V172H193ZM205 173H207L208 174V172H205ZM16 174V173H15ZM44 174V175H43ZM110 174V173H109ZM130 174V173H129ZM143 174V173H142ZM158 174V173H157ZM176 174V173H175ZM201 174H203V172H201ZM133 175H134V177H135V175L136 174H134L133 173ZM145 175V174H144ZM152 175V174H151ZM159 175H160V173H159ZM158 175V176H159ZM163 175V174H162ZM168 175V174H167ZM178 175V174H177ZM176 175V176H177ZM179 175H180V173H179ZM186 175V174H185ZM187 175H189V174H187ZM206 175V174H205ZM209 175H211V173H209ZM208 175V176H209ZM225 175V174H224ZM224 175H223V177H224ZM20 178H19V177ZM27 176H30L31 178H32V180L35 182V181H37L38 179L40 180V182H41V180H43L42 179V177H45V180L47 181V185L45 184V183H43V186H42V184L41 185H39V184H37L38 182H36L35 183V185H36V187H32L31 185H30V182H29V180H28V177ZM110 176V175H109ZM130 176H132V175H130ZM145 176H147V175H145ZM157 176V175H156ZM158 176H157V178H158ZM171 176V175H170ZM213 176H215V178L213 179V180H215V182H216V184H219L220 182H221V184L220 185H223V187H225V186H227V185H225L224 186V184L223 183H225V178H219L218 179V174H216V175H213ZM73 179V181H75L74 183L75 184H71V182H73L72 180H71V178ZM95 177L96 178H99V179H102L100 182L101 183H98L96 180L94 181L93 179H95ZM126 177H128V176H126ZM132 178V179H128V178H126V180L125 181H127L128 180V184L126 183V182H124V183H126L125 185L126 186H128V187H130L129 186V183H130V185H133L135 188H136V181H137V178ZM143 177L144 176H142V179H143ZM160 177H162V176H159V178ZM182 177V176H181ZM180 176H179V180H180V178H181ZM184 177H186V176H184ZM199 177H200V175H199ZM202 177V176H201ZM206 178H207V176H205ZM204 177V178H205ZM226 177V176H225ZM229 177H230V175H229ZM230 177V178H231ZM85 178V179H84ZM108 178V177H107ZM117 178V177H116ZM147 178L149 179V178H151V176L149 177V175L147 176ZM145 179V177H144V179L145 180H147L146 182H147V184L148 185H146V191H148V190H150V192H153L154 190L155 191H157V192H160L159 190H161L164 186H166V184L163 186L162 184L161 185H157L156 184V180L155 181H153L154 180V178H153V180H152V178H151V180L153 181H151V180H148V179ZM170 178H173V177H170ZM197 178H198V176H197ZM203 178V177H202ZM202 178H200V179H202ZM205 178V179H206ZM209 178H211V176L209 177ZM209 178H207L208 180H210ZM230 178H229V180H230ZM69 179H70V181H69ZM139 179V178H138ZM199 179V178H198ZM204 179V180H205ZM220 179H222V181L220 180ZM227 179V178H226ZM31 180V181H32ZM114 180V179H113ZM131 180V181H130ZM140 180V179H139ZM161 181L163 180V177L160 179ZM168 180V179H167ZM166 180V181H167ZM170 180H172V179H170ZM175 180H176V178H175ZM203 180V179H202ZM22 181V182H21ZM76 181H78L79 183H77ZM107 181V180H106ZM181 181V180H180ZM186 181H188V179L186 180ZM39 182V183H40ZM44 182V181H43ZM211 182L212 181H210V184H211ZM82 184L83 186L85 185L86 187H84L83 188V186H82V190H84V191H82V190H75V188H77V184L79 185V184ZM114 183V182H113ZM142 183V182H141ZM163 183V182H162ZM182 183V182H181ZM208 183V182H207ZM214 183V182H213ZM212 183V184H213ZM44 184H45V186L48 188V185H50V189L48 190L47 188H45L44 187ZM104 184H106V183H104ZM107 184L109 185V182L107 181ZM159 184H160V181H159ZM202 184V183H201ZM209 184V183H208ZM207 184V185H208ZM209 184V185H210ZM211 184V185H212ZM215 184V186H217ZM1 185V184H0ZM145 185V184H144ZM143 185V186H144ZM177 185V184H176ZM176 185H175V187H176ZM192 185V184H191ZM214 185V184H213ZM219 185V186H220ZM42 186V187H41ZM111 186H112V184H111ZM110 186V187H111ZM116 186V185H115ZM142 186V187H143ZM168 186V185H167ZM202 186V185H201ZM228 186V187H229ZM38 187V188H37ZM80 187V186H79ZM106 187H108V186H106ZM121 187V186H120ZM145 187V186H144ZM152 187V188H151ZM174 187V188H175ZM178 187H180V186H178ZM177 187V188H178ZM185 187H188V185L187 186H185ZM211 187V186H210ZM44 188V189H43ZM95 188V189H94ZM99 188V189H98ZM138 188V187H137ZM136 188V189H137ZM168 188H170L169 186H168ZM173 188V190H175ZM198 188V187H197ZM202 188V187H201ZM201 188H199L200 190H201ZM220 188V187H219ZM227 188V187H226ZM226 188H225V190H226ZM229 188H234V187H229ZM94 189V190H93ZM102 189V188H101ZM136 189H134L135 191H136ZM144 188H142V189H138L139 191H141V192H143V191H145V190H143ZM172 189V188H171ZM170 189V190H171ZM187 189V188H186ZM191 189V188H190ZM208 189H210V188H208ZM216 189V188H215ZM236 189V188H235ZM234 189V190H235ZM39 190V191H38ZM106 190V189H105ZM109 192L112 190V189H110V188H108L107 189ZM128 190V189H127ZM169 190V189H168ZM220 190V189H219ZM221 190H223V188H222V186H221ZM230 190V189H229ZM102 191V190H101ZM101 191H100V193H101ZM122 191V190H121ZM134 191V192H135ZM138 191V192H139ZM176 191H179V188L176 190ZM175 191V192H176ZM184 192H185V189L183 190ZM205 191V190H204ZM213 191V190H212ZM232 191V190H231ZM14 192V191H13ZM52 192V193H51ZM138 192H136V193H138ZM156 192V193H157ZM167 192V191H166ZM165 192V193H166ZM169 192V191H168ZM175 192H174V194H175ZM161 193V192H160ZM172 193H173V191H172ZM178 193V192H177ZM201 193H203V192H201ZM200 193V194H201ZM207 193V192H206ZM210 193H211V189H210ZM213 194H211L212 196L213 195H215V193H214V191L212 192ZM231 193H233V191L231 192ZM230 193V194H231ZM134 194V193H133ZM139 194V193H138ZM145 194V193H144ZM150 194H152V193H150ZM170 194V193H169ZM183 194V193H182ZM185 194H186V192H185ZM187 194H188V192H187ZM208 194V193H207ZM207 194H205L204 195V193H203V195H204V197H207ZM217 194V193H216ZM9 195V194H8ZM15 195H17L16 193H15ZM36 195V196H35ZM106 195V194H105ZM104 195V196H105ZM140 195V194H139ZM143 195V194H142ZM161 195H163V193H161ZM203 195L201 194V196L203 197ZM220 195V194H219ZM223 195V194H222ZM233 195V196H232ZM10 196V195H9ZM96 196H98V197H96ZM135 196V195H134ZM156 196V195H155ZM154 196V197H155ZM159 196V195H158ZM164 196H166V195H164ZM170 196V195H169ZM183 196H185V195H183ZM189 196V195H188ZM199 196V195H198ZM208 196H210V194L208 195ZM211 196V197H212ZM231 196L232 197H234L235 198V193L234 194H231ZM230 196V197H231ZM74 197L76 198V199H74ZM109 197V196H108ZM107 197V198H108ZM139 197V196H138ZM173 197V196H172ZM187 197V196H186ZM204 197H203V199H204ZM221 197V196H220ZM225 197V196H224ZM224 197H221V198H224ZM38 198H40V196L38 197ZM158 198V197H157ZM209 197H207V198H205L204 200H206V199H208ZM214 198V199H213ZM213 198H212V200H214V202H212L213 204H215V203H217V205L219 204V201H220V198L218 197V195H217V197L216 196H213ZM218 198V199H217ZM82 199V200H81ZM109 199V198H108ZM113 199V198H112ZM152 199V198H151ZM180 199H181V197H180ZM229 199V198H228ZM16 200H18V195H17V198H16ZM15 200V201H16ZM101 200V201H100ZM118 200V199H117ZM129 200V199H128ZM176 200V199H175ZM181 200H183V199H181ZM190 200V199H189ZM203 200V201H204ZM46 201V202H47ZM187 201H188V199H187ZM201 201V199H198V204L200 203L201 204V206H202V203L200 202ZM207 201V200H206ZM205 201V202H206ZM210 201V200H209ZM209 201H207L206 203H205V208H202V210L203 211H205L206 210V213H204V212H202V213H200V215H198V218H199V216L202 218V216H204L205 215V217H210L207 213H208V211H209V213H211L214 209H212V211H211V208H210V206H211V204L210 203H208ZM226 201V200H225ZM230 201H233V200H230ZM230 201H228L229 202V204H230ZM12 202V201H11ZM17 202V201H16ZM23 202V201H22ZM153 202V201H152ZM194 202V201H193ZM105 203V202H104ZM145 203V202H144ZM143 203V204H144ZM165 203V202H164ZM168 203V202H167ZM176 203V202H175ZM177 203H178V201H177ZM220 203H222L221 201H220ZM100 204V205H99ZM138 204V203H137ZM193 204V203H192ZM200 204H199V206H200ZM204 204V203H203ZM208 204L210 205L209 207H208ZM228 204V203H227ZM231 205V206H233V208H234V206L235 205ZM12 205H13V202H12ZM103 205V204H102ZM146 205V204H145ZM155 205V204H154ZM165 205V204H164ZM172 205V204H171ZM182 205V204H181ZM194 205V204H193ZM216 205V206H217ZM220 205V204H219ZM222 206H224V204H221ZM225 205H226V203H225ZM38 206V205H37ZM180 206V205H179ZM216 206H214V207H216ZM231 206H230V208H231ZM241 206V207H240ZM52 207H53V209H52ZM106 207V206H105ZM107 207H110V205L109 206H107ZM204 207V206H203ZM213 207V208H214ZM227 207H229V206H226V208ZM41 208H43V207H41ZM40 208V209H41ZM51 208V209H50ZM141 208V207H140ZM191 209H192V207H190ZM190 208H188V211L190 210ZM219 208H221V206H219ZM229 208V209H230ZM39 209V210H40ZM89 209V210H88ZM93 209V210H92ZM97 211H95V210ZM110 209V208H109ZM108 209V210H109ZM142 209V208H141ZM171 209H172V206H171ZM174 209V208H173ZM172 209V210H173ZM195 209V208H194ZM193 209V210H194ZM216 209V208H215ZM223 209V208H222ZM43 211L40 213L41 214V216H42V218H41V222H45L46 221V223L49 225V227L51 228V229H53L54 230V232H56V233H58V234H61L63 237H65L66 239H63L62 237H60V239H59V243L60 244H56V246H55V248H57L58 250H59V252H61L65 257H67V255H68V253H73L74 254V258L72 259V263H70V264H79V262L78 261H80L81 260V258H80V253H84L85 251L89 254V255H91V256H95V258L97 259V260H100L99 259V257L98 256H96L95 255V252H97V251H95L94 252V249H92V248H90V245L88 246V241H91V239L90 238H87L88 239V241H86L85 239V242L86 243H84V245H83V247H81V248H79V247H76L75 245L76 244H74L73 245V243H71L70 244V241L71 240H73V235H72V231H70L69 229L71 228H68V229H66V227L65 228H62V224H61V222H62V220H59L58 218H56L55 216V214L52 216V217H49V216H51V215H49V213H46V211L44 210V209H42ZM91 210V211H90ZM152 210V209H151ZM155 210V209H154ZM153 210V211H154ZM199 210H201V209H199ZM227 210H228V208H227ZM226 210V211H227ZM237 210V209H236ZM69 211H71V214L73 213V214H75L76 216L75 217H73L74 219L72 220L71 218H70V216H69V214H68V212ZM92 211H95L96 213V216L95 215H93L92 213ZM127 211V210H126ZM158 211V210H157ZM175 211V210H174ZM190 211H192V210H190ZM219 211H221V209L219 210L218 209V213H219V215H221L220 214V212ZM225 211V212H226ZM238 211V212H239ZM50 212V213H51ZM90 212H92V213H90ZM113 212V211H112ZM114 212H116V211H114ZM158 212H160L163 216L165 215V214H168V213H166L167 212V210H165V209H161V210H159ZM217 212V211H216ZM221 212H224V211H221ZM228 212L229 213H231L229 210H228ZM227 212V213H228ZM110 213V212H109ZM148 213V212H147ZM150 213V212H149ZM154 213V212H153ZM112 214V213H111ZM117 214V213H116ZM146 214V213H145ZM174 214H175V212H174ZM192 214V213H191ZM195 214V213H194ZM223 214V213H222ZM224 214H226V213H224ZM233 214H234V212H233ZM241 214V215H242ZM49 215V216H48ZM98 215V216H97ZM106 215V214H105ZM105 215H103V216H105ZM120 215H121V217H122V214L120 213ZM143 215V214H142ZM197 215V214H196ZM213 215V214H212ZM211 215V216H212ZM218 215V216H219ZM230 215V214H229ZM136 216V215H135ZM176 216V215H175ZM193 216V215H192ZM191 216V217H192ZM214 216V215H213ZM216 216V215H215ZM224 216V215H223ZM222 216V217H223ZM226 216H227V214H226ZM231 216H232V214H231ZM230 216V217H231ZM233 216H235V214L233 215ZM233 216H232V220H233ZM110 217V218H109ZM127 217V216H126ZM137 217V216H136ZM141 217V216H140ZM151 217V216H150ZM165 217V216H164ZM167 217V216H166ZM221 217V216H220ZM229 217V216H228ZM228 217H224L225 218V220H227L228 219ZM229 217V218H230ZM237 217V216H236ZM240 217H242V216H240ZM63 218V217H62ZM144 218V217H143ZM169 218H170V216H169ZM172 218H173V216H172ZM197 218V217H196ZM214 218V217H213ZM224 218H221V219H223L224 220ZM238 218V217H237ZM118 219V220H117ZM137 219H139V218H137ZM142 219V218H141ZM177 219V218H176ZM179 219V218H178ZM217 219L219 220V221H221L220 219H219V217H217ZM235 219V218H234ZM239 219V218H238ZM67 220H66V224H68L67 223ZM113 220H114V218H113ZM144 220H145V218H144ZM168 220V219H167ZM174 220V219H173ZM180 220V219H179ZM197 220V219H196ZM200 220V219H199ZM225 220L223 221V223L222 224H224V222H225ZM230 220H231V218H230ZM240 220V219H239ZM238 220V222H240ZM61 221V222H60ZM131 221V220H130ZM132 221H134V220H132ZM131 221V222H132ZM182 221H184L183 219H182ZM209 221V220H208ZM207 221V222H208ZM228 221H229V219H228ZM27 222V221H26ZM25 222V223H26ZM129 222V221H128ZM127 222V223H128ZM136 222V221H135ZM150 222V221H149ZM168 222V221H167ZM175 222V221H174ZM185 222V221H184ZM202 222H204V221H202ZM234 222V221H233ZM21 223V222H20ZM64 223V222H63ZM133 223V222H132ZM151 223V222H150ZM150 223H148V224H150ZM164 223V222H163ZM185 223H188L189 225H190V223L188 222V221H186ZM184 223V224H185ZM197 223V222H196ZM229 223V222H228ZM227 223V224H228ZM235 223H236V221H235ZM124 224H125V227H124ZM134 224V223H133ZM136 224V223H135ZM141 224V223H140ZM180 224V223H179ZM198 224V223H197ZM203 224H206V223H203ZM208 224H209V222H208ZM208 224H206V225H208ZM239 224V223H238ZM45 225V224H44ZM43 225V226H44ZM138 225V224H137ZM171 225V224H170ZM178 225V224H177ZM188 225V226H189ZM195 225L196 224H193V227H194V229H195ZM52 226H54V228H52ZM64 226V225H63ZM131 226V225H130ZM148 226V225H147ZM147 226H146V229H147ZM150 226L153 228L154 227V225L153 224H150ZM166 226V225H165ZM180 226V225H179ZM197 226H200V225H197ZM26 227V226H25ZM45 227V226H44ZM49 227H45L46 228V230L47 231H49L48 230V228ZM130 228L131 229V233H126L128 230H127V228ZM132 227V226H131ZM135 227V226H134ZM139 227V226H138ZM184 227V226H183ZM23 228V227H22ZM21 228V226H19L18 224H16L15 223V221H13V220H11L10 218H8V216H7V212H6V206H4L2 203H0V264H57V262H56V259H55V256H53V254L50 252V250L49 249H46V247H44V246H41V245H38L36 242H34L33 241V238L32 237H30L29 236V231H28V233H27V230H24V229H22ZM141 228V227H140ZM139 228V229H140ZM156 228H159V227H156ZM171 228H172V226H171ZM189 228H191V225L189 226ZM197 228V227H196ZM205 228V227H204ZM227 228H229V226L228 227H226V229ZM236 228H238V227H236ZM142 229V228H141ZM145 229V228H144ZM168 229V228H167ZM193 229V230H194ZM210 229H211V227H210ZM229 229H231V228H229ZM240 229V228H239ZM133 230H134V228H133ZM153 233L154 234H158L157 232H156V229L155 228H153ZM169 230V229H168ZM192 230V229H191ZM190 230V231H191ZM211 230H213V229H211ZM216 230H217V228H216ZM220 230V229H219ZM221 230H222V228H221ZM234 230V229H233ZM232 230V231H233ZM237 230V229H236ZM126 231V232H125ZM137 231H139V230H137ZM165 231V230H164ZM169 231H171V230H169ZM196 231H198V230H196ZM215 231V230H214ZM227 231H228V229H227ZM231 231V234H232V236H233V232ZM168 232V231H167ZM172 232H174V230H172ZM180 232H186V229L185 230H183V231H180ZM193 232V231H192ZM195 232V231H194ZM213 232V231H212ZM215 232H217V231H215ZM220 232V231H219ZM223 231H221V233H222ZM52 233V232H51ZM141 233V232H140ZM161 233V232H160ZM236 233V232H235ZM238 233V232H237ZM87 234V233H86ZM89 234V235H90ZM162 234V233H161ZM160 234V235H161ZM166 234V233H165ZM171 234H173V233H171ZM183 234H185V233H181L180 235H183ZM187 234H189L188 233V231H187ZM196 234H197V232H196ZM216 234V233H215ZM218 234V233H217ZM81 235V234H80ZM170 235V234H169ZM195 235V234H194ZM198 235H199V233H198ZM200 235H202V234H200ZM204 235H205V233H204ZM225 235V234H224ZM238 235V234H237ZM236 235V236H237ZM60 236V235H59ZM86 236V235H85ZM167 236H168V234H167ZM174 236H175V234H174ZM185 236V235H184ZM184 236H183V239H184ZM188 236H190V234L188 235ZM220 236H222V234L220 235L219 234V237ZM231 236V237H232ZM74 237V238H75ZM81 237V236H80ZM91 237V236H90ZM160 237V236H159ZM163 237H166V236H163ZM177 237V236H176ZM176 237H175V240H176ZM180 237V236H179ZM191 237V236H190ZM195 237V236H194ZM210 237V236H209ZM215 237V236H214ZM217 237H218V235H217ZM230 236H228V238H229ZM239 237V236H238ZM83 238V237H82ZM162 238V237H161ZM170 238V237H169ZM168 238V239H169ZM180 238H182V236L180 237ZM186 238V237H185ZM198 238H199V236H198ZM202 238H204V236L202 237L201 236V239ZM233 238V237H232ZM46 239V238H45ZM70 241H69V240ZM173 239V238H172ZM190 239V238H189ZM192 239V238H191ZM194 239V238H193ZM197 239V238H196ZM221 239V238H220ZM219 239V240H220ZM222 239H224V237L222 238ZM226 239H227V237H226ZM245 239H246V241H245ZM57 240H58V238H57ZM83 240V239H82ZM84 240H83V242H84ZM147 240V241H146ZM157 240H158V242H157ZM165 240H167V239H165L164 238V241ZM170 240V239H169ZM180 240V239H179ZM202 240H204L203 242H206V243H208V239L205 237L204 239H202ZM228 240V239H227ZM230 240V239H229ZM228 240V242H230ZM238 240V239H237ZM61 241L62 242H64V244L66 243L67 244V249L70 251V252H68V251H66V252H62V250H61ZM187 241V240H186ZM198 241V240H197ZM236 241V240H235ZM92 242H94V241H92ZM92 242H90V243H92ZM100 242V241H99ZM227 242V243H228ZM234 242V241H233ZM95 243H96V241H95ZM102 243V242H101ZM179 243H181V242H179ZM188 243V242H187ZM190 243V242H189ZM197 243H199V245H200V242H197ZM197 243H196V245H197ZM231 243V242H230ZM229 243V244H230ZM97 244V243H96ZM95 244V245H96ZM149 244H148V246H149ZM186 244V243H185ZM193 244V243H192ZM210 244V243H209ZM101 245V244H100ZM146 245V244H145ZM195 245V244H194ZM195 245V246H196ZM205 245V244H204ZM91 246H93V245H91ZM154 246V245H153ZM159 246V245H158ZM191 246V245H190ZM194 246V247H195ZM201 246V245H200ZM199 246V247H200ZM202 246H203V244H202ZM217 246V247H218ZM192 247V246H191ZM190 247V248H191ZM197 247V246H196ZM208 247H210V246H208ZM207 247V248H208ZM230 247V248H229ZM65 248V247H64ZM153 248V247H152ZM169 248V247H168ZM181 248V247H180ZM200 248H202L200 251L201 252H204V250H203V247H200ZM213 248V247H212ZM96 249V248H95ZM99 249V248H98ZM98 249H96V250H98ZM106 249V248H105ZM144 249H145V246H144ZM175 249V248H174ZM173 249V250H174ZM193 249V248H192ZM191 249V250H192ZM211 249V248H210ZM214 249V248H213ZM224 249V248H223ZM147 250V249H146ZM178 250V249H177ZM184 250V249H183ZM182 250V251H183ZM194 250V249H193ZM175 251V250H174ZM197 251V250H196ZM206 251V250H205ZM214 251H215V249H214ZM149 252V251H148ZM156 252V251H155ZM158 252H159V249H158ZM171 252H173V251H171ZM176 252V251H175ZM194 252H195V250H194ZM198 252H199V249H198ZM209 252V251H208ZM211 252V251H210ZM209 252V253H210ZM106 253V252H105ZM143 253V252H142ZM145 253H147V251H145ZM190 253V252H189ZM58 254V253H57ZM60 254V253H59ZM108 254V253H107ZM176 254H177V252H176ZM182 254V253H181ZM183 254H184V252H183ZM201 254V253H200ZM205 254V253H204ZM204 254H201L202 256L204 255ZM228 254H230V255H228ZM146 255V254H145ZM144 255V256H145ZM150 255V254H149ZM189 255V254H188ZM187 255V256H188ZM193 255V254H192ZM100 256V255H99ZM122 257V258H127V257ZM140 256H141V254H140ZM143 256V255H142ZM155 255H153V256H151L150 255V258L152 259L153 257H154ZM173 256V255H172ZM174 256H176V255H174ZM195 256V255H194ZM209 256V255H208ZM146 257V256H145ZM201 258V256H197V254H196V256L195 257H191V260H190V262H191V264H207L206 263V261L208 262V258H204L205 260H202V259H200ZM210 257H211V255H210ZM144 258V257H143ZM149 258V257H148ZM158 258V257H157ZM196 258L198 259V260H201V261H197L196 260ZM154 259V258H153ZM156 259V258H155ZM154 259V260H155ZM170 259H172V258H170ZM170 259H169V261H170ZM218 261H216V260ZM116 260V259H115ZM124 260V259H123ZM142 261L144 260V259H141ZM211 260V259H210ZM111 261V260H110ZM122 261V260H121ZM139 261H140V259H139ZM138 261V262H139ZM141 261V262H142ZM157 260H155V262H156ZM168 261V262H169ZM213 261V260H212ZM236 262H238L237 260H235ZM98 262V261H97ZM104 262H105V259H104ZM154 262V261H153ZM117 263H119V261L117 262ZM127 263V262H126ZM146 263V262H145ZM160 263V262H159ZM189 263V262H188ZM240 263V261L238 262V264ZM81 264V263H80ZM98 264H101V261L98 263ZM113 264V263H112ZM120 264V263H119ZM127 264H129V263H127ZM138 264V263H137ZM141 264V263H140ZM148 264V263H147ZM233 264V263H232Z\"/></svg>",
	"mask_w": 264,
	"mask_h": 264
}]
</instances>
